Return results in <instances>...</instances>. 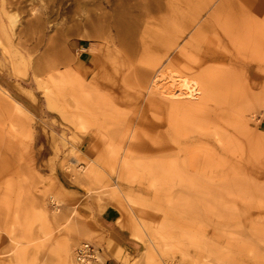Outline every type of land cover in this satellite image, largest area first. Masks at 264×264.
Wrapping results in <instances>:
<instances>
[{
  "label": "rangeland",
  "instance_id": "obj_1",
  "mask_svg": "<svg viewBox=\"0 0 264 264\" xmlns=\"http://www.w3.org/2000/svg\"><path fill=\"white\" fill-rule=\"evenodd\" d=\"M0 144V264H264V0H0Z\"/></svg>",
  "mask_w": 264,
  "mask_h": 264
},
{
  "label": "bare ground",
  "instance_id": "obj_2",
  "mask_svg": "<svg viewBox=\"0 0 264 264\" xmlns=\"http://www.w3.org/2000/svg\"><path fill=\"white\" fill-rule=\"evenodd\" d=\"M171 67V66H170ZM179 74V73H178ZM182 75V74H181ZM176 77V76H175ZM177 79H179V80H182L183 81V83H182V85L181 86H179L178 88H177V90H178V93L177 92H173V93H171V94H169V96H170V100H171V102H170V104L172 105V103H175L176 101H179V100H184V99H191V98H195V97H197L196 96V93H197V89H198V86H200L199 85V83L197 82V81H192V80H190V79H188V78H186V76H180V75H177ZM195 79V78H194ZM157 81V80H156ZM171 84H173V83H171ZM176 84H178V83H176ZM197 85V86H196ZM202 85L203 86H209L208 85V82L206 81V80H204V81H202ZM201 85V86H202ZM196 86V87H195ZM170 87H174V86H168V89L170 88ZM164 86H162V87H160L159 89H161V95H162V93H164ZM163 89V90H162ZM167 89V88H166ZM167 89V90H168ZM205 89H206V87H205ZM173 90V89H172ZM200 90V89H199ZM204 90V89H203ZM194 91H195V93H194ZM205 91V90H204ZM207 91V90H206ZM205 91V92H206ZM167 94V93H166ZM203 94H205V93H203ZM165 96V95H164ZM169 98V97H168ZM13 105V104H12ZM19 105V104H18ZM20 106V105H19ZM12 107V106H11ZM171 107V106H170ZM20 108V107H19ZM177 111H178V109H177ZM17 115V114H16ZM29 115V114H28ZM11 121V120H10ZM18 121V120H17ZM8 144V143H7ZM1 145V144H0ZM6 148V147H5ZM2 150V149H1ZM0 150V151H1ZM4 151V150H3ZM6 151V150H5ZM2 152V151H1ZM4 154H6V159H0L2 162V164H7V165H15L16 163H17V159L16 160H14V156L13 155H11V153H8L7 151H6V153H4ZM27 154H29V149H28V147H27ZM1 155V154H0ZM2 155H3V153H2ZM19 164V163H18ZM44 209V208H43ZM68 261V260H67Z\"/></svg>",
  "mask_w": 264,
  "mask_h": 264
},
{
  "label": "built area",
  "instance_id": "obj_3",
  "mask_svg": "<svg viewBox=\"0 0 264 264\" xmlns=\"http://www.w3.org/2000/svg\"><path fill=\"white\" fill-rule=\"evenodd\" d=\"M75 260L78 264H98L96 249L93 244L84 242L75 250Z\"/></svg>",
  "mask_w": 264,
  "mask_h": 264
},
{
  "label": "crops",
  "instance_id": "obj_4",
  "mask_svg": "<svg viewBox=\"0 0 264 264\" xmlns=\"http://www.w3.org/2000/svg\"><path fill=\"white\" fill-rule=\"evenodd\" d=\"M106 218H107V220H109L110 219V215H107ZM124 245H125L126 252L129 253V254H135V252L137 251L136 246H134L131 243L124 242ZM107 264H118V261L116 260V258L114 256H111L109 258V260L107 261Z\"/></svg>",
  "mask_w": 264,
  "mask_h": 264
}]
</instances>
